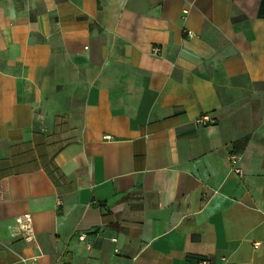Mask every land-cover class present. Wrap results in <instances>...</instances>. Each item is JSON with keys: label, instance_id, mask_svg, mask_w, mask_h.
<instances>
[{"label": "crops", "instance_id": "obj_1", "mask_svg": "<svg viewBox=\"0 0 264 264\" xmlns=\"http://www.w3.org/2000/svg\"><path fill=\"white\" fill-rule=\"evenodd\" d=\"M198 256L264 264V0H0V264Z\"/></svg>", "mask_w": 264, "mask_h": 264}, {"label": "built area", "instance_id": "obj_2", "mask_svg": "<svg viewBox=\"0 0 264 264\" xmlns=\"http://www.w3.org/2000/svg\"><path fill=\"white\" fill-rule=\"evenodd\" d=\"M153 52L158 54L161 52L160 46H153ZM209 122H214V118L210 116L209 113H203L197 118V123L199 124H207ZM230 161L232 164V169L241 174L242 170L238 166V155L233 153L230 155ZM14 235L20 236L26 242H34L36 241V231L33 223V218L30 213H22L15 218L13 224V232ZM85 233L80 235V238H84ZM258 246L259 243H255ZM34 260V257L32 258ZM222 264H229L225 257H222ZM23 260H28V258H23ZM196 264H215L214 260L210 256H198Z\"/></svg>", "mask_w": 264, "mask_h": 264}]
</instances>
